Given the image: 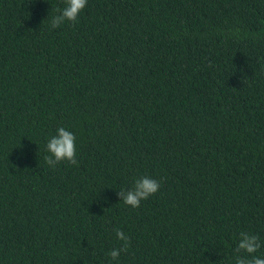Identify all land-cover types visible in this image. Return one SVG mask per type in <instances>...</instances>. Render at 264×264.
I'll return each mask as SVG.
<instances>
[{"label": "trees", "instance_id": "obj_1", "mask_svg": "<svg viewBox=\"0 0 264 264\" xmlns=\"http://www.w3.org/2000/svg\"><path fill=\"white\" fill-rule=\"evenodd\" d=\"M62 6L0 0V264H109L116 228L113 264L264 253V0H88L52 29ZM57 126L75 165L43 160Z\"/></svg>", "mask_w": 264, "mask_h": 264}, {"label": "clouds", "instance_id": "obj_2", "mask_svg": "<svg viewBox=\"0 0 264 264\" xmlns=\"http://www.w3.org/2000/svg\"><path fill=\"white\" fill-rule=\"evenodd\" d=\"M87 2L88 0H62L63 6L59 7L56 14L50 18V27L55 29L66 21L76 22ZM75 156L76 135L64 126H57L55 131L46 137L44 162L49 167L65 161L75 165L77 163ZM160 183L154 177L139 175L132 179L130 186L121 188L117 192V196L124 205L136 208L142 201L159 190ZM113 231L116 240L120 241L121 245L107 252L109 264L118 261L121 253L127 249L129 239L119 228L113 229ZM234 245L229 264H264V253H259L262 243L257 234L249 231H239L235 234Z\"/></svg>", "mask_w": 264, "mask_h": 264}]
</instances>
